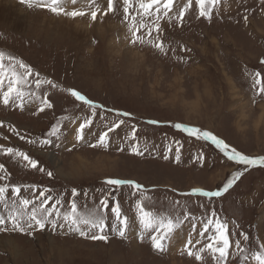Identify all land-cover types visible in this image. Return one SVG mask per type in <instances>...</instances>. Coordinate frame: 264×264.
<instances>
[{
    "label": "rangeland",
    "instance_id": "1",
    "mask_svg": "<svg viewBox=\"0 0 264 264\" xmlns=\"http://www.w3.org/2000/svg\"><path fill=\"white\" fill-rule=\"evenodd\" d=\"M0 1L12 3V0ZM14 1L17 3L14 8L23 13L24 25L15 28L10 22H1L0 14V52L22 59L39 72L42 79L47 77L59 86L79 90L105 108L130 112L132 118H126L128 123L113 134L116 145L108 152L83 145L71 152L53 145L42 150L39 145L21 140L11 129L15 128L27 139L37 140L44 138L62 117H68L61 120L62 134L71 146L75 127L89 111L81 108L66 92L47 85L42 87L40 94L48 92L53 108L39 115L33 114L38 108L35 103L27 104L26 101L24 111L0 104V122H3L0 164L5 166L9 176L0 184L48 187L53 196L63 193L65 201L76 188L89 193L87 204L92 207L102 194L100 182L104 178L132 179L149 190L155 189L153 201L145 202L148 210L164 213L172 200L187 199L191 201L190 211L199 216L206 211L208 202L205 200L206 207L201 208V201L195 197H180L179 193L192 188L217 190L232 173L243 171V176L222 198H216L211 207L229 222L230 227L239 225L233 228L234 232L247 233L257 248L259 243H264V167L245 170L244 166L228 161L209 142L189 138L167 126L179 122L199 127L224 139L243 154L264 155V98L257 97V103L253 104L251 89V74L260 71L264 75V65L260 63L264 60V14H261L259 0H222L211 22L197 19L193 7L186 14L182 27L163 23L165 44L175 49L168 57L148 47H130L125 39L127 27L121 22L122 12L109 15L103 23L90 27L86 18L56 17L46 10L28 9L19 0ZM185 2L178 0L174 13H178ZM249 9L246 26L242 17ZM79 24L83 27L80 26L82 31L78 32L73 28ZM109 25L121 27L110 32ZM178 56H183L186 62L177 61ZM103 116L107 120L114 119L110 113H103ZM100 117L98 110L86 135L89 131L105 130V120ZM148 119L161 124L144 123ZM133 123L139 128L141 146L146 143L149 149L142 157L115 150L120 138L129 131L128 125ZM174 141H179V145ZM169 145L173 149L180 147L179 163L175 162L174 151L167 161L163 159L162 154ZM7 147L37 159L46 172L53 171V177L6 155L2 149ZM76 153L89 157L107 156L111 170L69 177L65 174L66 165ZM201 153L205 157L202 167L194 159ZM94 194L95 200L92 199ZM118 196L123 212L134 217L136 197H129L128 190ZM85 199L78 198L81 207ZM187 231L188 225H185L174 236L178 235L183 242ZM138 232L137 221L126 239L112 235L108 243H103L59 228L37 230L31 236L4 231L0 232V264H197L186 255L181 256L179 246L171 250L174 237L168 242L167 252L156 253L147 240L139 242ZM237 238L238 235L233 236V240ZM204 264H214L207 254Z\"/></svg>",
    "mask_w": 264,
    "mask_h": 264
},
{
    "label": "snow or ice",
    "instance_id": "2",
    "mask_svg": "<svg viewBox=\"0 0 264 264\" xmlns=\"http://www.w3.org/2000/svg\"><path fill=\"white\" fill-rule=\"evenodd\" d=\"M178 0H19L21 5L28 9L46 10L56 17H64L70 20L87 19L91 27L95 23H103L109 15H116L122 12L121 22L127 27L125 39L132 48L148 47L154 53L168 57L169 52H175L174 48L166 46L163 39V23L172 26L182 27L186 14L195 7L196 18L211 22L215 15L216 8L222 0H186L178 13H174V4ZM261 14H264V0H259ZM243 15V23L249 24V14ZM95 43V41H93ZM189 51L188 49H182ZM179 62H186L183 56L176 57ZM260 63L264 65V60ZM251 89L253 91V104L257 103L256 98H264V75L260 71L251 74ZM51 89H58L66 92L81 108H86L89 115L78 123L74 129V141L69 146L62 132V117L50 127L44 138L37 140L27 139L25 136L11 130L26 140L30 145H39L42 150L53 145L62 151L71 152L80 145L94 150L108 152L116 145V137L113 136L132 118L127 111H119L113 108H105L102 104L94 102L79 90L59 86L52 79L41 78L39 72L22 59L13 55H5L0 52V104L5 107L15 106L24 111L27 104H37L38 108L34 115L43 113L46 109H52L47 91L40 94L43 86ZM34 89V90H33ZM101 113V119L105 120L104 128L98 133L88 132L91 129L94 119ZM103 113H110L114 119L107 120ZM128 118V119H126ZM75 122V121H73ZM144 123L152 126H160L161 122L155 119H148ZM167 126L180 133L187 134L189 138L197 141L209 142L226 157L228 161L236 165L244 166L245 170L254 167H264V155L252 157L241 153L231 147L224 139L219 138L210 131L202 130L199 127L189 126L184 123H169ZM3 127V122H0ZM129 131L120 138L119 145L115 150L129 155L142 157L149 151L147 144L141 146L138 136L139 128L136 124L128 125ZM95 136L94 139L89 137ZM179 145V141H174ZM3 152L13 158H18L32 169L45 173L37 159L32 158L24 151L13 147L2 149ZM175 152V162L181 160L180 147L175 149L171 145L166 147L163 159L167 161L170 154ZM197 163L203 166L204 155L201 153L194 158ZM0 181H7L9 176L3 164H0ZM243 171L232 173L231 178L217 190H204L192 188L189 191L179 193L180 197H195L201 201L200 207L205 208L204 201L208 202L206 211L202 215H195L190 211V200L174 199L170 202L169 208L164 213H157L148 210L145 202L154 199L155 189H147L146 186L132 179L104 178L100 183L102 194L92 207H88L87 198L89 193L78 191L73 188L70 192V199L65 201L63 193L59 196L52 195V189L48 187L39 188L36 185L0 184V232L11 231L29 236L37 230H67L70 234H76L81 238L93 242L108 243L110 236L114 235L120 239H126L129 232L136 226L138 221L139 232L137 239L143 243L146 240L150 243L151 249L156 253L168 251V242L173 239L174 234L188 225L185 240L179 246L181 256L193 259L197 264H204L205 254L209 255L214 264H264V243H259L258 248L250 242V237L244 231L235 233L233 228L239 225L229 222L219 215V212L211 207L216 198H222L243 176ZM48 177H53V171H47ZM128 190L129 197H136L134 200L135 215L129 217L122 210L119 195ZM29 193V195H25ZM152 193V194H149ZM84 197L83 207L78 203V198ZM95 200V194L92 196ZM10 226V227H9ZM239 238L233 240V236Z\"/></svg>",
    "mask_w": 264,
    "mask_h": 264
},
{
    "label": "clouds",
    "instance_id": "3",
    "mask_svg": "<svg viewBox=\"0 0 264 264\" xmlns=\"http://www.w3.org/2000/svg\"><path fill=\"white\" fill-rule=\"evenodd\" d=\"M109 170H111L109 157L104 155L89 157L82 153H76L69 159L65 174L69 177H77L84 174L102 173Z\"/></svg>",
    "mask_w": 264,
    "mask_h": 264
},
{
    "label": "bare ground",
    "instance_id": "4",
    "mask_svg": "<svg viewBox=\"0 0 264 264\" xmlns=\"http://www.w3.org/2000/svg\"><path fill=\"white\" fill-rule=\"evenodd\" d=\"M16 4L17 3L14 0H12V3L11 2L10 3H8V2L5 3L4 1H0V9L1 8L3 9V12L2 11L0 12V14H2V20L1 19L0 20H1V22L3 21V22H6L7 24L10 22L9 25H11L12 27H15V28H19L20 26L24 25V18H23V13L17 11L18 9L14 8V7H17ZM82 24H83V22H82ZM82 24L77 25V27L76 28H73V29H75V31L77 30L78 32L79 31H82V30H80L83 27ZM62 26H66V25H62ZM80 26H82V27H80ZM120 27H121L120 25H118V26L109 25V28H107V29L110 32H112V30L114 31V29L120 28ZM70 29L73 30L72 28H70ZM66 30H68V29L66 28ZM67 33H69V30L67 31ZM181 242H182V240L180 241V237L178 235H175L174 236V240L171 242V243H173L171 245V250H173L174 247L180 246L181 245Z\"/></svg>",
    "mask_w": 264,
    "mask_h": 264
}]
</instances>
